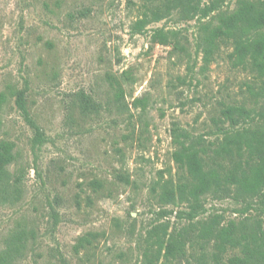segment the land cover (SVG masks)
<instances>
[{
    "label": "rangeland",
    "instance_id": "rangeland-1",
    "mask_svg": "<svg viewBox=\"0 0 264 264\" xmlns=\"http://www.w3.org/2000/svg\"><path fill=\"white\" fill-rule=\"evenodd\" d=\"M208 1L0 0V145L13 143L10 178L22 180L19 197L0 199V254L23 226L37 239L16 264H145L151 228L169 221L174 256L154 264H214L211 215L238 229L244 218L234 188L202 196L207 211L192 220L159 196L186 175L177 134L219 173L225 107L264 110V28L234 30L236 50L226 25L264 0H224L206 17L192 9ZM241 50L262 69L239 63ZM19 95L48 137L40 149ZM87 232L98 234L90 251L79 245Z\"/></svg>",
    "mask_w": 264,
    "mask_h": 264
},
{
    "label": "trees",
    "instance_id": "trees-1",
    "mask_svg": "<svg viewBox=\"0 0 264 264\" xmlns=\"http://www.w3.org/2000/svg\"><path fill=\"white\" fill-rule=\"evenodd\" d=\"M223 1L209 0L203 6L193 5L192 9L198 10L206 17L218 11ZM233 19L234 21L226 22V25L232 31L236 50L242 45L243 39L234 30L246 33L250 28L254 30L264 28V10H259L255 6L246 5ZM168 34L169 32L156 30L154 37L161 43H168ZM236 59L239 63H250L260 67L256 64L254 52L238 51ZM17 105L35 130L32 148L40 149L48 141V137L32 118L25 96L19 95ZM224 118L229 121V125L223 129L224 137L217 157L221 164L226 160L227 166L222 168L219 165V173L207 170L204 167V152L196 148L189 132L177 134L174 159L186 175L179 182H170L164 196L159 197L162 202L168 204H184L185 209H180L176 217L180 220H192L207 211L206 205L201 201L202 196L234 188L235 198L243 201V205L235 210V213L244 217L240 221L241 229L236 226V221L222 225L220 214L211 215L212 228H209V232L215 240L211 255L213 263L264 264V129H259V124L264 122V110H258L246 102L234 103L225 107ZM15 161L13 143L4 140L0 145V199H6L9 195L19 197L22 192V180L10 178V166ZM38 168L35 159L33 169L42 178ZM251 224L255 230L249 233L248 227H251ZM170 228L169 221H161L151 228V242H148L144 254L145 264H154L155 257L162 256L169 260L174 256ZM97 237L98 234L87 232L80 238L79 245L90 251ZM36 239L35 230H26L23 226L16 227L10 243L0 254V264H16L24 254L26 246L31 242V247H34Z\"/></svg>",
    "mask_w": 264,
    "mask_h": 264
}]
</instances>
